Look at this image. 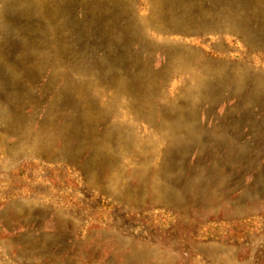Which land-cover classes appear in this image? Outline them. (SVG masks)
Masks as SVG:
<instances>
[{"label":"rangeland","instance_id":"1","mask_svg":"<svg viewBox=\"0 0 264 264\" xmlns=\"http://www.w3.org/2000/svg\"><path fill=\"white\" fill-rule=\"evenodd\" d=\"M5 21L33 31L0 39L23 44L0 264H264V0H0Z\"/></svg>","mask_w":264,"mask_h":264},{"label":"trees","instance_id":"2","mask_svg":"<svg viewBox=\"0 0 264 264\" xmlns=\"http://www.w3.org/2000/svg\"><path fill=\"white\" fill-rule=\"evenodd\" d=\"M187 3V2H185ZM233 3V2H232ZM235 5V3H233ZM234 18L230 19L234 22H237L236 20H238L239 18L237 17V14H232ZM236 17V18H235ZM11 25H8V21H5V28L2 29V32L0 31V39H5V35H3V32L4 33H10V34H17L19 35V38H26L32 31H33V28L32 27H26L24 28L23 26L20 27V24L21 23H17L14 24V23H10ZM234 25V24H233ZM246 29H248L247 25L245 24L244 26V30L241 28V27H238L237 25L236 26H231V32L232 34H237L238 37H240L243 41H246L247 43L251 41V36H250V33L251 32H245L247 31ZM249 30V29H248ZM250 37V38H249ZM85 39H87L86 37L82 38L80 43V52L82 53V57H87L89 58V56L92 54V49H91V46H90V43L89 41H84ZM33 43L31 44L32 46L35 45V42L32 41ZM23 44L20 43V42H17L15 43L14 45H9V47L7 49H3L2 48V52H3V56H4V59H1L0 58V70H2L1 72H5V68H7L8 66H5L7 63L8 64H12L13 68L11 69L13 72H20L19 70L21 69V66L19 64V55L21 53V51L23 50ZM121 50H117L115 56H116V59L119 61V57L120 55L122 54V50L123 48L121 47L120 48ZM81 57V58H82ZM7 59V61H6ZM9 60V61H8ZM4 70V71H3ZM17 89V88H16ZM17 90H11V94L12 95H17V93L19 94L21 91L17 92Z\"/></svg>","mask_w":264,"mask_h":264}]
</instances>
